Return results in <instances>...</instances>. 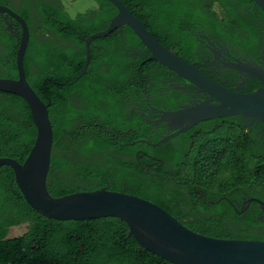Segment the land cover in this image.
<instances>
[{
    "label": "trees",
    "instance_id": "16d2710c",
    "mask_svg": "<svg viewBox=\"0 0 264 264\" xmlns=\"http://www.w3.org/2000/svg\"><path fill=\"white\" fill-rule=\"evenodd\" d=\"M94 1L96 7L74 17L65 11L61 0L39 1L37 20L31 16L29 8H21L20 13L31 33L23 57L24 74L43 100L46 101L38 86L46 80L54 83L53 91L79 82L87 86L84 95L91 97L89 85L95 81L89 71L92 51L87 72L81 74L85 63L84 37L104 28L117 11L109 0ZM121 1L160 42L161 30L166 27L172 37H183L179 28L184 30L194 16L191 2L198 4V17L208 20L214 32L218 27L217 30H226L227 39H232L227 33L233 31L239 35V43L246 42L247 35L264 30V14L252 0ZM213 3L220 8L219 12L211 8ZM127 30L140 44L128 25ZM35 32L41 34V39L35 38ZM52 35L74 41L76 47L58 45ZM98 39L100 37L94 41ZM183 59L188 61V56L183 55ZM7 72L10 77H16L14 58ZM102 98L112 102L107 95ZM51 104L57 105L56 110L51 109L49 113L53 141L46 187L51 195L104 186L150 200L188 228L205 235L264 239V217L257 216L258 204L251 202L240 214L233 208L236 196L253 195L264 199V164L257 161L248 167L243 158L254 153L239 150L249 146L247 139L216 137L214 131L220 126L214 124L206 128L210 135L199 136V141L190 148L163 149L160 144L152 146L144 140L139 143L128 140L120 147L113 143L112 130L107 132L93 125L95 121L98 125L105 124L104 117L92 120L93 113L88 109L82 122L91 124V128L79 129L66 119L70 116L69 109L66 103L60 102L57 93L51 96ZM107 110L113 113L112 106ZM98 111L104 112L102 108ZM226 121L240 126L233 115ZM111 125L112 122L108 127ZM220 128L222 130L223 126ZM193 131L194 128L189 132ZM35 134L36 127L25 99L0 91V156L21 162ZM221 165L228 168V177L219 174ZM21 224H26L23 233L8 236L10 226ZM0 264L172 263L139 245L128 234L127 225L116 217L58 220L38 213L23 198L12 168L1 165Z\"/></svg>",
    "mask_w": 264,
    "mask_h": 264
},
{
    "label": "flooded vegetation",
    "instance_id": "af4514ba",
    "mask_svg": "<svg viewBox=\"0 0 264 264\" xmlns=\"http://www.w3.org/2000/svg\"><path fill=\"white\" fill-rule=\"evenodd\" d=\"M39 1L55 2V0H0V5L11 8L20 16H22L20 13L21 8L27 7L31 16L37 20ZM190 5L193 8L194 16L186 23L184 30L178 27L179 31L183 33V37H172V32L169 33V28L166 27L161 30V33L159 32L162 40V42H159L175 50L177 54L180 53L178 56L181 58H183V55H187L189 62L195 63L206 75L229 89L249 92L262 86L257 77L250 76L247 71L234 68L232 64L236 62L253 64V66L257 65L264 69V30L259 32L255 30L252 36L247 35L246 42L239 43L237 40L239 35L233 31L231 34L227 33L232 39H227L226 28L223 29L225 32L217 30L219 27L214 32L208 20L198 17V4L191 2ZM211 8L217 12L220 11L216 3H213ZM93 17V15H90V18ZM109 20L105 23L104 28ZM19 33L20 25L18 21L6 11H1L0 75L3 74V77H10L7 70L13 58L15 59ZM34 36L38 40L42 37L41 34L36 32ZM52 36V39L58 45L67 48L76 47L74 41L56 35ZM94 39L89 43V52L92 51L89 71L95 80L89 85L91 86V97L90 95H84V89L87 86L79 82L70 83L71 85L66 89L60 86L56 91H53L54 83L46 80L45 84L38 86L39 90H42L41 92L46 101L38 96L46 104L48 114L51 109L52 111L56 110L57 105L52 106L51 104V96L54 97V94L57 93L60 102L66 103L69 109L70 116H66V119L70 121L71 125H76L79 129L89 130L91 124L82 122L89 109L93 113L92 120L104 117L106 122L98 125V122L95 121L93 125L97 128L102 127L107 132H109V129L112 130L113 143L118 144L120 147L127 144L128 140L131 143H139L147 139L152 146L160 144L163 149L173 147L178 149L190 148L195 141L196 143L199 141V136H209L210 134L206 128L216 124L220 127L223 126L222 130L218 127V130L214 131L216 137L223 136L228 140L231 138L233 140H248V147L239 148L240 151L254 153V155L243 158L247 161L248 167L253 166V162L257 161L264 164V122L252 121L251 118L242 115H233L240 124L238 126L240 130L235 136L229 134L228 127L230 124L226 121L228 116H225L216 117V121L213 120L216 118L201 120L183 132L160 140L180 128V125L175 126L174 122L165 118L163 116L164 112L175 111L185 105H193L209 99V96L165 65L148 58L150 53L147 48L144 44L135 42V39L127 30V25L115 28L96 41ZM27 81L31 85L28 79ZM32 88L34 89L33 86ZM104 95H107L112 102L104 101V98H102ZM211 100L215 101L214 99ZM109 106L113 107V113L107 110ZM99 108L104 110L103 114H100ZM73 113L74 115H71ZM110 122H112V125L109 128L108 124ZM193 128L194 131L189 132ZM228 149L230 150V148ZM251 197L256 196L240 195L234 197V211L237 214L246 211L250 203L256 201L250 200L245 209L240 212L236 209L239 210L242 202ZM256 198L264 201L263 198ZM258 207L257 216L264 217V209H261L259 204Z\"/></svg>",
    "mask_w": 264,
    "mask_h": 264
},
{
    "label": "water",
    "instance_id": "95a60500",
    "mask_svg": "<svg viewBox=\"0 0 264 264\" xmlns=\"http://www.w3.org/2000/svg\"><path fill=\"white\" fill-rule=\"evenodd\" d=\"M116 8L107 26L84 38L85 63L81 74L86 71L89 60V43L94 38L107 35L121 25H128L154 59L196 85L209 99L193 105H185L175 111H166L163 116L177 130L160 140L185 131L195 123L216 117L242 115L252 121L264 122V69L253 64L236 62L232 66L247 71L257 77L262 86L249 92L232 90L222 86L195 63L189 62L175 50L161 44L146 28L145 24L121 1L109 0ZM264 14V0H252ZM6 11L20 25V33L15 50L17 77L0 76V91L11 92L25 99L29 107L36 134L25 158L19 162L15 158L0 156V166L12 168L14 179L25 201L38 213L58 220H79L113 216L122 220L139 245L164 258L172 264H264V239L221 238L196 232L157 204L140 196L100 187L79 190L53 196L46 187L53 141L52 124L46 104L27 81L23 57L30 36L26 20L11 8L0 5V12ZM214 99L215 101H212ZM150 143L149 140H144ZM250 200L256 201L264 209V201L251 197L243 201L240 212ZM230 202V201H229ZM231 203V202H230Z\"/></svg>",
    "mask_w": 264,
    "mask_h": 264
},
{
    "label": "rangeland",
    "instance_id": "374dc122",
    "mask_svg": "<svg viewBox=\"0 0 264 264\" xmlns=\"http://www.w3.org/2000/svg\"><path fill=\"white\" fill-rule=\"evenodd\" d=\"M61 1L64 5V0H61ZM68 2L69 3H75V0H68ZM92 2L96 5L94 0H92ZM228 130H229V134H231L232 136H235L238 134V130H240V129H239V127H237L235 125H229ZM219 174L223 177H228L229 176L228 168L224 165H221ZM25 230H26V225H23V224L22 225H13V226L9 227L7 234H8V236H16V235H20Z\"/></svg>",
    "mask_w": 264,
    "mask_h": 264
},
{
    "label": "clouds",
    "instance_id": "9594fccd",
    "mask_svg": "<svg viewBox=\"0 0 264 264\" xmlns=\"http://www.w3.org/2000/svg\"><path fill=\"white\" fill-rule=\"evenodd\" d=\"M95 6L92 0H75V3H69L68 0H64V9L72 17L77 13L83 14L87 9Z\"/></svg>",
    "mask_w": 264,
    "mask_h": 264
}]
</instances>
